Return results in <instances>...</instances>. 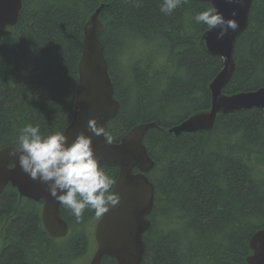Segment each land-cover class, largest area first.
Here are the masks:
<instances>
[{"label": "trees", "instance_id": "obj_1", "mask_svg": "<svg viewBox=\"0 0 264 264\" xmlns=\"http://www.w3.org/2000/svg\"><path fill=\"white\" fill-rule=\"evenodd\" d=\"M162 2L25 0L12 35L0 41V150L15 147L26 125L44 136L70 125L85 27L103 5L100 40L120 107L107 125L110 141L142 123L168 129L209 110V86L224 61L200 48L209 28L193 17L212 6L187 0L166 15ZM234 61L225 95L264 88V0H253ZM144 145L155 163L147 174L155 197L142 264H247L250 240L264 227L263 112L219 115L210 133L151 129ZM104 169L117 181V168ZM42 206L11 185L0 192V264H74L87 255L94 211L77 223L61 205L69 234L54 240Z\"/></svg>", "mask_w": 264, "mask_h": 264}, {"label": "water", "instance_id": "obj_2", "mask_svg": "<svg viewBox=\"0 0 264 264\" xmlns=\"http://www.w3.org/2000/svg\"><path fill=\"white\" fill-rule=\"evenodd\" d=\"M24 1L0 0V41L5 35H12L8 29L18 24ZM188 1L208 3L226 19H234L239 24L238 30H229L223 39L217 38L220 29H209L200 40L199 46L207 55L224 61L223 70L210 84L211 108L197 112L168 129L159 128L155 123H142L129 130L118 142L110 141L107 135L96 136L88 128V121L95 119L107 133L108 123L116 118L120 108L114 95L104 45L100 40L104 25L99 17L104 5L95 11L85 27L74 114L64 133L69 143L80 132L92 138V147L101 165L119 170L114 190L121 196L120 205L110 207V211L99 219L95 227L97 249L90 264H102L105 257L115 259L118 264L143 263L146 252L144 236L151 227L149 216L155 197L154 186L147 176L155 163L144 145V138L151 129L157 128L179 137L183 133L212 132L219 115L251 109L261 110L264 115V88L232 96L223 93L235 72V46L249 26L253 0H239L233 4L227 0ZM14 148L0 150V192L11 185L18 190L21 198L43 201L41 218L46 232L54 240L65 238L69 225L62 217L61 204L51 196L46 184L33 180L23 172L18 156L10 154ZM250 250L252 255L247 258V264H264V227L251 238Z\"/></svg>", "mask_w": 264, "mask_h": 264}, {"label": "clouds", "instance_id": "obj_3", "mask_svg": "<svg viewBox=\"0 0 264 264\" xmlns=\"http://www.w3.org/2000/svg\"><path fill=\"white\" fill-rule=\"evenodd\" d=\"M186 2L163 0L160 11L171 15ZM227 2L233 4L239 0ZM193 19L209 29H220L218 39H223L229 30L234 32L239 28L236 20L226 19L214 7L196 13ZM204 46H207V41ZM88 128L96 136L107 135L105 128L98 126L95 119L88 121ZM10 154L18 156L24 173L48 186L51 196L71 212L77 223L83 220L86 209L94 211L99 219L110 211V207L115 208L121 203V196L114 190L116 181L105 172L95 155L92 138L83 132L69 143L64 132L44 136L38 125L29 124L20 130L16 146Z\"/></svg>", "mask_w": 264, "mask_h": 264}, {"label": "rangeland", "instance_id": "obj_4", "mask_svg": "<svg viewBox=\"0 0 264 264\" xmlns=\"http://www.w3.org/2000/svg\"><path fill=\"white\" fill-rule=\"evenodd\" d=\"M96 224H97V221H93L88 227L90 234H91V242H90V249L87 252V255L83 257L82 259L78 260L77 262H75L74 264H90L93 258V255L97 249V244L94 239V231H95Z\"/></svg>", "mask_w": 264, "mask_h": 264}, {"label": "bare ground", "instance_id": "obj_5", "mask_svg": "<svg viewBox=\"0 0 264 264\" xmlns=\"http://www.w3.org/2000/svg\"><path fill=\"white\" fill-rule=\"evenodd\" d=\"M229 83H230V82H229ZM229 83H228V84H229ZM209 89H210V86H209Z\"/></svg>", "mask_w": 264, "mask_h": 264}]
</instances>
